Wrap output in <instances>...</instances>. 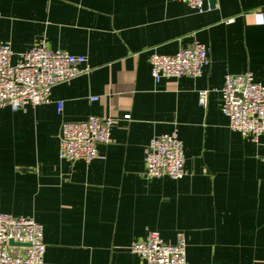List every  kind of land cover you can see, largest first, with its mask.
I'll return each mask as SVG.
<instances>
[{"label":"crops","instance_id":"crops-1","mask_svg":"<svg viewBox=\"0 0 264 264\" xmlns=\"http://www.w3.org/2000/svg\"><path fill=\"white\" fill-rule=\"evenodd\" d=\"M214 2L198 13L182 0H0L14 62L41 42L92 68L50 103L0 107V212L43 225V264H141L131 245L151 231L184 236L187 264H264V135L233 131L222 100L228 73L264 85V0ZM195 42L209 48L202 76L154 80L152 53ZM91 115L113 119L111 142L90 163L61 159L63 123ZM175 130L186 175L148 177V143Z\"/></svg>","mask_w":264,"mask_h":264},{"label":"built area","instance_id":"built-area-1","mask_svg":"<svg viewBox=\"0 0 264 264\" xmlns=\"http://www.w3.org/2000/svg\"><path fill=\"white\" fill-rule=\"evenodd\" d=\"M182 1L198 13H207L217 7L214 0ZM209 62V48L200 42L173 55L154 52L150 56L151 74L156 82L184 76L200 77ZM91 70L84 55L53 50L41 42L14 62L11 45L0 44V107L9 106L19 111L27 106L50 103L56 85ZM209 93L208 89L199 92L201 106L207 105ZM222 100L223 112L233 131L254 140L264 135V85L252 72L226 74ZM58 107L61 111L62 104ZM113 122L112 118L97 115L82 121L64 122L60 158L70 163L93 161L98 156L99 145L111 142ZM185 163L183 141L176 130L152 138L146 147L148 177L182 179L186 175ZM131 250L140 256L141 264H187L184 236L175 244H169L159 232L151 231L146 239L134 242ZM45 253L42 224L31 217L0 212V264H43Z\"/></svg>","mask_w":264,"mask_h":264},{"label":"water","instance_id":"water-1","mask_svg":"<svg viewBox=\"0 0 264 264\" xmlns=\"http://www.w3.org/2000/svg\"><path fill=\"white\" fill-rule=\"evenodd\" d=\"M11 243H13V242L11 241Z\"/></svg>","mask_w":264,"mask_h":264}]
</instances>
